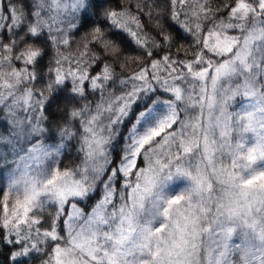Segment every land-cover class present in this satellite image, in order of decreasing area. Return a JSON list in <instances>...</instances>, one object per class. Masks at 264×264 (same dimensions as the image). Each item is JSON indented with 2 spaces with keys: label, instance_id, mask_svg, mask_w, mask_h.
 Returning <instances> with one entry per match:
<instances>
[{
  "label": "snow or ice",
  "instance_id": "1",
  "mask_svg": "<svg viewBox=\"0 0 264 264\" xmlns=\"http://www.w3.org/2000/svg\"><path fill=\"white\" fill-rule=\"evenodd\" d=\"M97 3L0 0V264H264V0Z\"/></svg>",
  "mask_w": 264,
  "mask_h": 264
},
{
  "label": "trees",
  "instance_id": "2",
  "mask_svg": "<svg viewBox=\"0 0 264 264\" xmlns=\"http://www.w3.org/2000/svg\"><path fill=\"white\" fill-rule=\"evenodd\" d=\"M156 4L160 8H164L166 4L168 3V0H155ZM222 0H214V5L221 3ZM135 3L136 0H98L97 7L94 10V15L91 16V18L78 30L73 31L70 34V46L67 48L62 47L61 51L64 54H77L79 50H82L83 44L90 40L91 38L87 36L86 34L91 30V28L94 26V24L99 23L102 26H106V21L102 18V12L104 8H116L120 9L121 7H131L133 11H135ZM154 20L160 17H157L155 13H153ZM183 19V17H181ZM143 23L145 24V31H147L151 35H157V29L154 27V21L150 23L146 17H142ZM162 23L164 26V29L169 31L172 36L174 37V41L171 46V52L173 55L177 53V49L180 50L179 54L181 58L184 57V49L180 46L183 44L185 46L190 45L192 43V38L190 36H186L185 33H183L182 30L178 28L177 25L173 24L168 14H164L162 16ZM111 34V33H110ZM159 39V37H157ZM92 49L95 51H101L98 45H91ZM124 51L127 53H135L137 50L132 46L131 44L125 42L124 43ZM52 50L51 48H48L46 51V54L44 56L43 61H41V70L44 69V67L47 65L49 57L52 56ZM190 58V57H189ZM105 60H108L109 63H112L111 57H105ZM121 61H116L114 63V69L116 72L117 77L120 76H128L134 71H138L139 68L142 66L141 62L137 61H123L125 64V67L121 69L120 67ZM100 70V65H97L96 67L92 68L91 73L92 75H95ZM90 99H98V96H93L91 93H89ZM48 113L50 115V121H49V127H52L55 122L60 118L59 113L56 111V105H53L48 109ZM2 115V113H0ZM78 127V125H77ZM77 147V141H72V145L70 149L66 150L65 156L63 158V163L61 167H74L77 163L80 161V155L76 151ZM122 145L120 143H117L116 145V156L119 157V153L121 150ZM140 166H142L143 162L142 159L139 161ZM95 200V197L92 201H88V204L93 203ZM47 213H45V216L47 217ZM48 222L45 221L43 227H48ZM3 233L0 232V236H2ZM5 258L7 254V248H5ZM48 251H51V247H49ZM45 257L36 255L34 259L29 261V264H41L42 259Z\"/></svg>",
  "mask_w": 264,
  "mask_h": 264
},
{
  "label": "rangeland",
  "instance_id": "3",
  "mask_svg": "<svg viewBox=\"0 0 264 264\" xmlns=\"http://www.w3.org/2000/svg\"><path fill=\"white\" fill-rule=\"evenodd\" d=\"M142 162H143V160H142ZM141 167H143V164H142V166Z\"/></svg>",
  "mask_w": 264,
  "mask_h": 264
}]
</instances>
